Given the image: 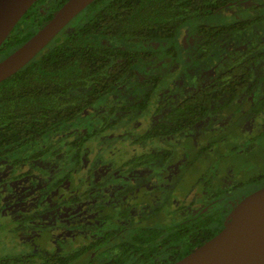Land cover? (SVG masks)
Segmentation results:
<instances>
[{"label":"flooded vegetation","instance_id":"1","mask_svg":"<svg viewBox=\"0 0 264 264\" xmlns=\"http://www.w3.org/2000/svg\"><path fill=\"white\" fill-rule=\"evenodd\" d=\"M263 2L218 7L169 39L126 41L112 54L122 74L82 124L0 150V264H172L217 234L264 185L245 162L264 139L262 96L246 93L264 72L241 54L246 33L217 29L264 15ZM6 39L0 60L15 49ZM237 60L256 84L233 71ZM63 152L64 164L49 160Z\"/></svg>","mask_w":264,"mask_h":264},{"label":"trees","instance_id":"2","mask_svg":"<svg viewBox=\"0 0 264 264\" xmlns=\"http://www.w3.org/2000/svg\"><path fill=\"white\" fill-rule=\"evenodd\" d=\"M64 1L34 2L21 18L26 20L24 25L21 29H12L4 42L3 48L9 49L6 53L29 38ZM243 1L94 0L24 67L0 82V150H10L38 138L75 119L94 104L103 90L122 74L120 63L112 54H123L124 48L119 46L126 41L130 40L136 48L142 41L175 37L180 27L191 24L193 19L214 14L218 7ZM255 5L248 10L257 9ZM258 6L263 7L264 2ZM224 31L233 35L240 31L247 34L248 51L241 54L247 55V61L259 63L258 69L264 72V15L217 29V32ZM232 66L236 68L233 71L244 73L243 81L248 84L254 85L259 80L253 78L254 68L245 71L243 60L233 62ZM261 81V89L247 87L248 95L262 96L253 110H264L263 73ZM234 85L233 82L228 86L232 95L234 90H240ZM254 89L260 92L255 93Z\"/></svg>","mask_w":264,"mask_h":264},{"label":"water","instance_id":"3","mask_svg":"<svg viewBox=\"0 0 264 264\" xmlns=\"http://www.w3.org/2000/svg\"><path fill=\"white\" fill-rule=\"evenodd\" d=\"M37 0H0V45ZM94 0H65L29 38L0 60V82L44 49ZM172 264H264V185L244 196L223 228Z\"/></svg>","mask_w":264,"mask_h":264},{"label":"rangeland","instance_id":"4","mask_svg":"<svg viewBox=\"0 0 264 264\" xmlns=\"http://www.w3.org/2000/svg\"><path fill=\"white\" fill-rule=\"evenodd\" d=\"M38 6H39V3L36 4V5H34V7H32V11L33 10L35 11ZM229 20H231V19H229ZM25 22H26V20L22 19L20 21V23L18 25H16V28L17 27L20 28L22 25H24ZM32 30H34V28ZM0 55H1V53H0ZM78 123L82 124L81 118H79V119L78 118H75V119H73V120H71V121H69V122H67L65 124H62L59 127H61V128L62 127H68L70 124H72L71 126H77ZM83 125L85 127H87V125L85 123H83ZM255 144H256V146L254 148L257 147L259 150L254 155L251 154V153H249V151L247 150L246 147L244 149L245 156L249 153L248 156H246V158H245V162H246V166H247V171H248V176L249 177L251 175H254V177H256L255 174L262 175L264 173L263 172L264 171V139H263V137L259 136L258 138H256ZM51 159H53L52 161H55L56 164H61V163L64 164L65 160L67 159V153L66 152L65 153L63 152V154H61L60 156L50 157L49 160H51ZM40 166L41 165L39 164L37 166V168H39ZM186 179H187L188 184L192 183V181H193L191 174H188L187 177H186ZM186 189H187V184L186 185L183 184L180 187V190L181 191H184ZM241 192L236 193V196H234V197H232V195H228V196H226L224 198H227V199H230L231 198V200L237 201L240 198L241 194H242ZM17 251H18V249L16 250V248L15 249H13V248H5L3 246V254H13V253L15 254V253H18Z\"/></svg>","mask_w":264,"mask_h":264}]
</instances>
